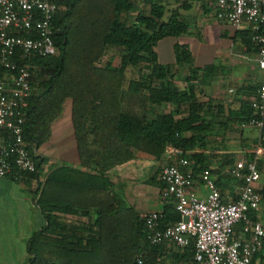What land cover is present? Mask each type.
Segmentation results:
<instances>
[{
	"label": "trees",
	"instance_id": "obj_1",
	"mask_svg": "<svg viewBox=\"0 0 264 264\" xmlns=\"http://www.w3.org/2000/svg\"><path fill=\"white\" fill-rule=\"evenodd\" d=\"M196 1L178 0L163 20L166 10L159 1L140 0L147 12L128 22L124 17L136 0H54L62 8L53 20L58 53L27 61L33 68L22 139L35 170L22 178L39 177L46 159L37 151L49 141L66 105L77 167L55 166L38 183L34 202L46 224L28 239V264H137V258L139 264H158L164 243L146 241L138 214L113 181L161 192L165 156L168 162L188 158L193 179L208 170L215 127L243 126L256 117L247 101L234 110L215 99L200 101L201 74L213 67H194L186 46L173 45L174 64L188 66L184 85H176L175 73L158 63L157 43L186 33L188 24L179 10ZM252 36L249 29L235 33L246 52L255 54L259 48ZM107 49L117 55L102 63ZM126 70L138 76L128 79ZM163 106L169 110H148ZM262 121L259 144L264 150V117ZM230 163L225 155L220 166ZM256 168L260 172L258 163ZM259 194L264 200V186ZM178 219L173 205L164 203L160 226ZM181 253L185 264H195L191 245Z\"/></svg>",
	"mask_w": 264,
	"mask_h": 264
},
{
	"label": "built area",
	"instance_id": "obj_2",
	"mask_svg": "<svg viewBox=\"0 0 264 264\" xmlns=\"http://www.w3.org/2000/svg\"><path fill=\"white\" fill-rule=\"evenodd\" d=\"M214 5L218 16L235 31L249 29L259 48L254 61L263 76L252 104L256 117L247 126L260 130L264 117V0H215ZM61 10L54 0H0V70L6 72L0 77V178L19 181L22 173L35 170L22 139L33 68L27 61L57 55L53 20ZM190 164L183 157L160 165L162 200L173 205L179 219L160 226L161 212L139 214L146 241L151 245L167 242L180 250L191 245L195 264H264V254L253 262L264 245V223L249 217L262 202L255 160L240 158L233 163L229 176L237 184V197L231 203L222 201L212 180L205 181L204 197L195 195ZM239 223L249 234L242 242L231 240Z\"/></svg>",
	"mask_w": 264,
	"mask_h": 264
},
{
	"label": "crops",
	"instance_id": "obj_3",
	"mask_svg": "<svg viewBox=\"0 0 264 264\" xmlns=\"http://www.w3.org/2000/svg\"><path fill=\"white\" fill-rule=\"evenodd\" d=\"M155 1H159L166 11L179 6L178 0ZM214 3L215 0H198L192 2L187 10H179L181 17L187 24L189 23L186 33L178 38L161 40L157 43L155 52L158 63L168 67L170 73H175V84L182 86L188 66L174 64L173 45L177 43L186 46L194 67H213L211 72L201 74L203 96L200 101H205L207 98L215 99L220 101L226 109L234 110L238 108L241 101L253 104L255 90L262 79L263 70L254 61L255 54L246 52L239 39L235 37L236 31L218 16ZM140 5L144 4L140 2ZM164 41L170 42L171 52L170 60L165 64L161 61L158 49ZM214 132L216 135L211 138L212 143L208 147L211 151L215 148L218 151L216 149L212 152L214 156L209 155L208 170L193 177L191 191L198 197H204L207 193L205 181L212 180L222 201L231 203L237 197V184L228 175L233 163L252 154L255 163H258L261 169L264 157L259 155V150H263L259 144L260 131L247 125H229L226 129L215 127ZM248 142L255 146L249 147ZM37 153L45 157L44 166L52 165L57 161L59 165L77 167L67 105L61 117L53 123L49 141L43 144ZM49 154H56V158H49ZM225 155L231 163L221 167V160ZM168 161V157L165 156L163 162ZM209 170H217V172H209ZM43 177L44 175L40 174L37 179L21 178L19 181H14L10 177L0 178V264H28L30 258L26 249L28 239L46 224L34 202V192ZM113 183L117 185L116 188L121 192L124 201L133 207L138 215L162 212L164 202L157 188L121 180H114ZM257 186L261 189L264 185L257 183ZM249 217L250 219L258 218L264 223V200L258 212L250 213ZM248 237L249 234L243 224L234 226L231 240L242 242ZM163 243L165 247L160 253L158 264L186 263L180 249L170 243ZM262 254H264V245L259 254L254 256L253 262H258Z\"/></svg>",
	"mask_w": 264,
	"mask_h": 264
},
{
	"label": "rangeland",
	"instance_id": "obj_4",
	"mask_svg": "<svg viewBox=\"0 0 264 264\" xmlns=\"http://www.w3.org/2000/svg\"><path fill=\"white\" fill-rule=\"evenodd\" d=\"M148 7L147 6H142L140 5V0H136L135 2V7L132 11H130L124 18L130 22L133 17L138 13L140 12L141 10H145L147 11ZM166 9H170V8H166ZM167 15H168V11H165V14L163 16V20H165L167 18ZM189 24V23H188ZM191 27V26H190ZM169 43L170 42H162L159 46V52H160V56H161V61L165 64L167 63L169 60H170V57H171V52H170V46H169ZM117 55V52L113 49H107L105 51V54L104 56L102 57V63L103 61H105V59H107L108 57H111V56H115ZM138 76L137 73L131 71V70H126V78L130 79V78H136ZM148 110L149 112H167L169 110V108L167 106H163L162 108H151V107H148ZM250 145L249 147L251 146H255V144H251V142H248ZM217 148L213 149L212 152H214ZM218 151V149L216 150ZM259 155H261L262 157H264V151L263 150H259ZM49 158L50 157H53V158H56V154H49L48 155ZM216 156V155H215ZM56 161V160H55ZM60 163L59 162H55L53 163L52 165H46V166H42L41 167V170H40V174L41 175H45L49 170H51L52 168H54L55 166H58ZM260 185L263 184L264 185V158L262 159V165H261V169H260V180L258 182Z\"/></svg>",
	"mask_w": 264,
	"mask_h": 264
}]
</instances>
